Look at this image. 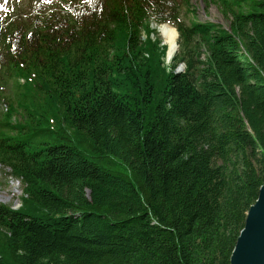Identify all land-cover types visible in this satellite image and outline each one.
<instances>
[{
	"label": "trees",
	"instance_id": "trees-1",
	"mask_svg": "<svg viewBox=\"0 0 264 264\" xmlns=\"http://www.w3.org/2000/svg\"><path fill=\"white\" fill-rule=\"evenodd\" d=\"M198 2L41 0L0 21V166L23 192L0 204V264H230L264 183V0Z\"/></svg>",
	"mask_w": 264,
	"mask_h": 264
},
{
	"label": "rangeland",
	"instance_id": "rangeland-1",
	"mask_svg": "<svg viewBox=\"0 0 264 264\" xmlns=\"http://www.w3.org/2000/svg\"><path fill=\"white\" fill-rule=\"evenodd\" d=\"M29 1L30 0H0V2H2L5 5V9L0 10V21L8 23L18 16H25L26 14L34 13L37 11H41L40 9L42 10L44 9L41 6V0H37L39 2H35L33 6L29 7V9L26 10V4H28ZM48 1L52 2L53 0H42V2H45L46 4L48 3ZM192 1L199 3L198 0H192ZM200 5L201 7H199L198 9V14L200 17L218 20V21L225 20L223 14L219 11L218 5H215V4L209 5L208 13L205 10V4L201 2ZM186 17H187L186 20H188L187 15ZM166 25H169L172 28H175L171 24H166ZM158 31H159V36L162 40V44L167 46L165 60L167 61V63H170L172 62L173 57L175 56L178 49L176 48L177 50H175L172 53V55H170L169 54L170 44L164 38V34L162 33V26H159ZM177 39H178V33L176 36V42H177ZM180 66H183V68H181ZM177 70H180V72H183L185 70V65L184 64L178 65ZM1 84L3 85V89L1 90V92L10 97V99L7 98L9 101H11L14 104H18V101L19 103L21 102L20 95H18V91L16 88V79L8 78L6 82H3ZM7 107H8V104L4 102L0 103L1 112L6 111ZM17 109L21 110L19 109V107H17ZM20 113H23V111H20L19 113H14V118L19 119ZM22 194L23 192H22L21 182L19 180H16L6 175L2 167L0 166V195H6L7 197L10 198L7 201H1L0 204L1 203L13 204V207H16L18 203H21L20 197Z\"/></svg>",
	"mask_w": 264,
	"mask_h": 264
},
{
	"label": "water",
	"instance_id": "water-1",
	"mask_svg": "<svg viewBox=\"0 0 264 264\" xmlns=\"http://www.w3.org/2000/svg\"><path fill=\"white\" fill-rule=\"evenodd\" d=\"M234 259L241 264H264V183L259 189L258 198L246 213L245 224L237 237L230 264L234 263Z\"/></svg>",
	"mask_w": 264,
	"mask_h": 264
},
{
	"label": "bare ground",
	"instance_id": "bare-ground-1",
	"mask_svg": "<svg viewBox=\"0 0 264 264\" xmlns=\"http://www.w3.org/2000/svg\"><path fill=\"white\" fill-rule=\"evenodd\" d=\"M162 33L164 34V38L166 39V41L170 44V48H169V54L172 55V53L177 50L176 48V36H177V31L175 28H172L169 25H162ZM10 198L7 197L6 195H0V202L1 201H7ZM21 205V203H18L16 207L14 208H18ZM239 261H236L234 259V263L233 264H239ZM241 264V263H240Z\"/></svg>",
	"mask_w": 264,
	"mask_h": 264
},
{
	"label": "clouds",
	"instance_id": "clouds-1",
	"mask_svg": "<svg viewBox=\"0 0 264 264\" xmlns=\"http://www.w3.org/2000/svg\"><path fill=\"white\" fill-rule=\"evenodd\" d=\"M181 68H183V66H180ZM176 72H180V70H177V68H176Z\"/></svg>",
	"mask_w": 264,
	"mask_h": 264
}]
</instances>
